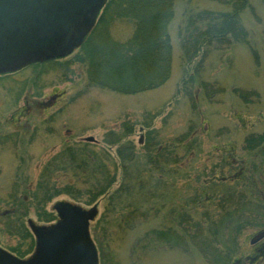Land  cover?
Wrapping results in <instances>:
<instances>
[{
    "label": "rangeland",
    "instance_id": "374dc122",
    "mask_svg": "<svg viewBox=\"0 0 264 264\" xmlns=\"http://www.w3.org/2000/svg\"><path fill=\"white\" fill-rule=\"evenodd\" d=\"M182 1L185 0L174 1V18L168 28L172 46L171 74L167 82L155 90L126 96L88 88L84 69L70 62L78 49L60 58V64L54 65L53 70L31 65L33 67L17 71L12 78H0L1 214L5 210H14L8 205L10 197L28 195L26 189L34 188L43 166L65 145L90 143L96 150H109L115 178L110 192L119 190L116 209L112 212L105 198H100L96 218L89 226L93 241L96 236L98 239L108 236L107 247L114 257V264H215L192 250L183 252L174 244L171 248L164 242L153 245L144 236L151 229H177L184 199L192 197L197 186H201L202 199H209L210 205L205 208L215 209L216 201H211L215 196L220 197V192H214L202 183L208 181V174L218 172L217 166L224 167V174L218 172L216 176L218 179L222 176L227 183L229 176L240 170H245V179L253 180L255 176L253 182L259 192L255 196H263L264 186L259 184V178L264 174V149L257 155L247 154L242 149V141L250 131L264 132V9L257 6L255 10L256 17L261 20H255L248 9L241 14L243 26L251 38L250 46L235 45L211 53L199 72L190 76V70L182 78L185 65L174 24L185 8ZM188 5L191 8H215L202 0H191L192 6ZM128 34L129 28L125 24H118L113 29L117 40H123ZM250 48L257 52L258 63ZM203 83L210 86L205 91ZM214 86L222 88L224 93L215 96ZM236 89L257 92L259 101L241 102L233 93ZM256 115L261 121H257ZM107 134L117 135L120 143L132 145L135 161L127 166V173V169L123 172L119 166L117 146L109 148L103 144ZM180 140L183 143L177 147L179 143L176 142ZM156 144L175 147L174 161L178 162L162 164L160 172L146 166L145 150ZM187 145H191L189 153L183 150ZM138 168L140 178L134 174ZM71 178L70 174L57 172L52 179L63 185ZM157 179L160 183L155 186ZM127 185L130 187L125 190ZM143 200L146 205L139 207ZM92 205L74 202L68 195L61 194L42 209L29 204L23 216L0 215V247L20 254L23 259L28 258L34 248L28 220L45 230L53 224L46 223L47 220L57 218L58 208L69 206L86 211ZM104 213H108L106 223L97 228ZM253 235L251 230L242 234L238 239L239 250L227 264H239V261L248 264L244 257L251 255L249 240ZM260 244H264V239ZM29 247L30 251H26ZM262 258L256 264H264V255Z\"/></svg>",
    "mask_w": 264,
    "mask_h": 264
},
{
    "label": "trees",
    "instance_id": "16d2710c",
    "mask_svg": "<svg viewBox=\"0 0 264 264\" xmlns=\"http://www.w3.org/2000/svg\"><path fill=\"white\" fill-rule=\"evenodd\" d=\"M174 1L105 0L100 14L81 44L75 48L78 52L70 61L81 65L84 69L86 86L132 96L155 90L165 84L171 74L172 46L168 28L174 18ZM202 1L213 4L215 8L194 6L191 8L188 5H191V0L182 1L185 8L174 23L182 61L185 65L182 78L190 70H192L190 76H193V72H199L211 53L222 52L235 45L250 46L251 38L243 26L241 14L248 9L255 17L254 19L259 20L255 10L257 6L264 9V0ZM118 24H125L129 28V34L123 40H117L113 36V29ZM250 49L255 62L258 63L257 52ZM57 63L59 59L45 60L31 65L45 66L53 70V66ZM15 73L0 74V78H12ZM208 85L203 83L204 91L210 87ZM214 87L217 90L215 96L224 93L222 88ZM179 89L180 87L178 91ZM233 93L245 104L254 99L259 101V94L255 91L242 92L236 89ZM257 119L261 121L259 116ZM251 128L254 129V127ZM151 136L149 140L152 141ZM176 143H179L176 145L180 147V143L183 142L180 140ZM242 143V149L247 154L257 155L264 149V132L259 134L254 130L250 131ZM103 144L109 148L117 146L116 156L123 172L135 161L132 145L120 143V137L117 135H105ZM190 146L183 147L185 153L190 152ZM174 148L153 145L145 150V165L160 172L162 164L177 163V160L174 161L176 157ZM232 151L231 149L230 152ZM111 156L109 150H96V146L90 143L65 145L43 166L34 188L26 189L28 195L10 197L8 205L14 209L12 210L14 215L23 216L29 204H32L35 209H42L56 195L65 194L74 202L83 205L97 206L98 200L105 198L108 208H112L113 212L116 209L115 201L119 199V190L110 192L115 184ZM217 167L219 174L223 176L224 167ZM255 168L257 167L254 166V172L257 171ZM137 171L139 168L134 170L136 178L142 177ZM57 172H61L62 175L70 174L72 177L70 183L61 185L52 179ZM218 172L215 170L208 174L207 178H210L202 183L203 186L210 187V190L220 192V197L215 196L211 201V203L216 201L215 209L209 211L205 208L210 205L209 199H202L201 186H197L194 189V195L184 199L182 209L180 208L179 211L177 229L170 227L151 229L145 234L144 239H148L153 245L164 242L169 248L174 244L186 253L192 250L205 261H212L215 264L230 263L232 255L239 250L238 239L246 230H251L254 235L264 231V188L261 191L263 196H255L259 194L257 184L253 182L255 176L252 177L253 180L250 177L245 179V170L229 176L228 183L222 176L218 179L219 177L216 176ZM262 175L259 178V184L264 186V174ZM149 181L152 182L153 178L150 177ZM155 182V186L159 185L160 180L157 179ZM128 187L130 185L124 189ZM241 187L243 189H240ZM140 202L139 207L146 205L145 200ZM154 207L149 211H153ZM107 214L102 215L97 228L106 223ZM93 228L94 233L96 226ZM104 238L98 239L96 236L95 243L93 241L97 260L99 264H114V257L107 247L108 236L105 240Z\"/></svg>",
    "mask_w": 264,
    "mask_h": 264
},
{
    "label": "water",
    "instance_id": "95a60500",
    "mask_svg": "<svg viewBox=\"0 0 264 264\" xmlns=\"http://www.w3.org/2000/svg\"><path fill=\"white\" fill-rule=\"evenodd\" d=\"M104 3L105 0H0V74L69 54L90 31ZM58 210L64 214V220L50 229L38 230L30 220L27 222L38 244L42 247L48 244L44 247L49 250L48 254L40 247L37 258L25 263L12 261L0 251V261L5 264L53 263L48 257L55 255L56 246L70 251L81 264H96L88 232L96 206L87 211L69 206ZM263 238L264 231L259 232L251 243Z\"/></svg>",
    "mask_w": 264,
    "mask_h": 264
},
{
    "label": "flooded vegetation",
    "instance_id": "af4514ba",
    "mask_svg": "<svg viewBox=\"0 0 264 264\" xmlns=\"http://www.w3.org/2000/svg\"><path fill=\"white\" fill-rule=\"evenodd\" d=\"M75 48H77V47H75ZM75 48H74V50H75ZM52 60H53V58H52ZM36 62H38V61H35L34 63H36ZM80 211H83V210H80ZM7 214L8 215H12L13 214V211L12 210H10V211L9 210H5V211L2 212V214L0 213L1 216H3V215L6 216ZM56 215H57V218L55 220L54 219L51 220V218L47 220L46 223L52 222L53 224L50 225L49 227H47L46 229H50L53 226L58 225L60 222H62L64 220V214H61L58 209H57ZM33 227H35L38 230H43V229H40V228L36 227L34 224H33ZM88 232H89V229H88ZM33 237H34V248H33V251L31 252L32 254L28 258H24L23 259L20 254H16L15 252L13 253L12 251H7V250H5V249H3L1 247H0V251H2L3 253H5L12 261L25 262L26 263V262L31 261L33 259L35 260L37 258V255H38V252H39L40 247H41V249H43L46 252L49 251V250L46 249V248H44L48 244H45L44 247H42V245H39L38 244L37 238L35 237L34 234H33ZM262 240H260V241H258L256 243H251V239L249 240V244L252 247V251L250 253L251 255H248V256H245L244 257V260L246 262H248V264L249 263L250 264H256L257 262H259L262 259V256L264 255V244H260L262 242ZM47 242H49V241H47ZM30 247H31V245H30ZM30 247L29 248H26V251H30V249H31ZM53 251L55 252V255L51 254V256L48 257L49 260L51 259V261H53V263H55L57 261L58 264H81L77 259H75L74 256H72L70 254V251H68V250H61V249H58L55 246L54 249H53ZM47 254H48V252H47ZM70 259H73L74 262H70ZM53 263L50 262L48 264H53ZM240 263L242 264L243 261L242 262L239 261V264ZM0 264H5V263L1 260L0 261ZM7 264H11V263H7ZM96 264H97V257H96Z\"/></svg>",
    "mask_w": 264,
    "mask_h": 264
}]
</instances>
